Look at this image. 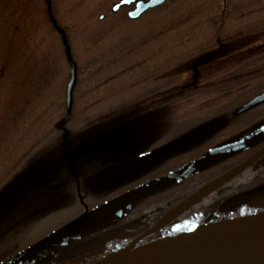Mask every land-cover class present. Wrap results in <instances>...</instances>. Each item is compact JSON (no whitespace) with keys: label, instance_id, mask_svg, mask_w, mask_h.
<instances>
[{"label":"rangeland","instance_id":"rangeland-1","mask_svg":"<svg viewBox=\"0 0 264 264\" xmlns=\"http://www.w3.org/2000/svg\"><path fill=\"white\" fill-rule=\"evenodd\" d=\"M47 1L52 16L56 15L59 25L67 31L77 63L76 101L69 122L82 121L88 116L84 113H89V117L96 116L93 120L99 124L103 122L101 116L110 114V120L103 123L104 127L97 125L95 132L92 121L67 126L69 135L75 137L70 140L72 145L66 144L67 163L73 161L74 155L87 160L93 153L106 154L104 147L130 141L143 148L171 141L170 145L161 147L157 157L150 159L153 164L181 150L195 146L197 149L195 144L219 127L218 120L214 119L217 114H229L250 95L264 91V0H229L231 4L250 2L256 7L251 5L241 16L235 13L224 18L221 9L228 0H165L136 20L126 17L133 6L122 7L115 13L110 11L118 0ZM45 5V0H0V264H34L41 258L43 264L47 259H50L47 264H76L78 252L93 243H85L75 235L56 256L41 249L46 245L43 240L49 231L72 221L73 218L67 219L82 210L72 193L73 189L75 194V189L71 188L73 182L69 176L64 175L61 182L49 189L46 199L45 188H40L45 166L47 177L52 173L57 177V172L66 167L65 162L58 161L62 148L58 143L59 133L52 126L47 129L48 148L42 147L39 116H34V110L40 105L41 82L47 78L50 94L47 95L56 101L62 98L69 77L58 38L48 24H38V12L46 16ZM213 5L219 9L212 10ZM100 14L103 18L98 20ZM84 22L89 34L78 35L77 30ZM219 25H223L222 32L213 36ZM200 56L209 61L197 68V80L185 93L181 88L190 85L191 67ZM114 66L109 71L112 73L107 72ZM165 75H171L177 83L175 89L162 93L159 79ZM96 77L100 80L98 86L89 85ZM246 79L250 80L243 89L240 83ZM216 81L224 83L228 93L219 99L221 106L212 108L209 105L212 97L205 95L210 90L219 93L212 89ZM155 90L157 95L153 94ZM191 91L196 95L179 99ZM148 92L151 94L144 97ZM97 95L103 99L91 107ZM88 96L92 100L85 111ZM124 99L125 103L119 104ZM254 123L264 125V106L240 116L225 134L246 133L248 130L244 128ZM85 163L77 164L82 175L90 172ZM118 169H102L85 182L94 191L107 189L104 183L103 187L97 184L98 180L121 175ZM260 175H264L261 163L248 168L228 185L247 184ZM51 179L55 180L50 176ZM39 188L43 192L34 195L32 191ZM80 194L90 204L93 202L86 193L80 191ZM110 202L91 217L102 216L110 209ZM75 207L76 211H72ZM45 210L47 213L41 212ZM155 212H146L144 220L151 219ZM114 236L107 238L114 240ZM66 249L69 250L64 253Z\"/></svg>","mask_w":264,"mask_h":264},{"label":"flooded vegetation","instance_id":"flooded-vegetation-1","mask_svg":"<svg viewBox=\"0 0 264 264\" xmlns=\"http://www.w3.org/2000/svg\"><path fill=\"white\" fill-rule=\"evenodd\" d=\"M154 81L155 80H153V82ZM46 82L47 78L45 77L42 79L41 82L42 89L40 93V105L38 108L36 107V110H34V115L37 114L39 116L42 147L45 150H47L48 148L47 129L50 126H52L53 129H61L63 121L60 117V113L65 108V99L64 96H62V92V98H58V100L56 99V101L58 102L56 103L55 100H52L49 97V88L47 87ZM157 93L158 91L156 90L153 92L154 95H157ZM149 94L151 93L148 92L145 95ZM97 97H101V95H97ZM97 97H93L94 101L92 102L91 107L94 106L98 101L102 100V98L95 100V98ZM73 100L74 109L76 98H74ZM51 109H53L51 113L52 115L49 113ZM108 111L109 110L105 112ZM54 113H57V115L55 116ZM94 118L95 117H93L92 120ZM100 118H103V122L95 124L94 126L99 125L104 127L103 123L110 120V114L108 117L104 115ZM78 122L75 119H73L72 122L67 121V123H71V127H73L74 125L78 126ZM34 123H36V121H34ZM96 127L94 128V132ZM65 136L66 141L75 138L71 137L69 135V132H67ZM200 143L202 142H199L196 145ZM118 144L121 143H117L108 148L104 147V150L107 152L106 154L93 153L92 157L87 159L88 161H90V172L88 171L86 176L85 174H83L82 176V174H80V172L78 171L80 170L79 166H77L79 157H77L76 155L73 156L75 160L73 159L74 161L71 164L72 167L74 166L77 168L76 174L74 173V171L71 170L69 164L66 163V167L70 170V177L75 184L74 188H83L84 191L87 193H90L94 190L91 189L93 187H90L86 184L85 180L92 179L103 169L99 168L102 163H98V161L101 160L104 163L108 162V164H111L108 167H104L105 169L109 167H118V170L121 171V175H109L107 177L102 178L101 180H98L97 184H100V186L103 187L104 183L105 187L107 188L104 190H107L109 193L107 194V196L101 197L99 195L93 194L94 192H91L93 202L91 204L88 200H86L87 202L85 203L83 202L82 212L72 220V223L66 227V230L63 233V243H68V240L72 235H79L76 239H83L85 240V243L89 241H93V243H96L94 247H89L92 246L93 243L87 244L78 252V257L82 259H80L77 264H84V262H87L92 258L106 256L125 247L132 239L148 231L156 220H158L161 216H163L166 212L172 210L173 208L175 209L168 217L169 219H167V221L163 223L161 227H159V229H157L154 233L147 235V237H144L141 241H139L136 246L149 242L151 240L175 235L178 232L184 231L186 228L199 226L201 224L209 222L216 223L224 220V218L233 217L241 212L246 211L247 209H255L257 206L263 208L262 206L264 204V183H261L264 182L263 175L259 176L260 179L252 178V180L249 181L247 184H250L251 182L257 179L260 180L258 181L260 183L258 185H252L245 190L240 191L239 188L245 186L246 184H237L233 187L226 184L223 187L216 189L210 195L200 197L199 195H195V193L202 189V187L208 182L206 174L207 171L204 170L202 172L196 173L193 176L183 179L182 181H179L178 183L170 186L164 191L153 194L145 199H142L129 205L125 209L119 211L116 216H109L110 212L106 211L102 216L99 215V217H96L94 219L93 217H91L92 213H96L98 212V210L102 209V204L105 203L101 200H108L107 197H109L112 192L119 191L125 193L127 191H133L135 190V188H140L144 185V176L148 175L152 171H157L159 169L158 161L153 164L150 163V160H140V158L144 154L153 150H159L158 145L154 144L153 146L143 148V146H140L138 143H133V141L123 142L121 145ZM263 146L264 143L253 147L249 150V154L246 157L250 156L252 153L256 152ZM63 156L64 155H62L61 157ZM102 156L106 157L102 158ZM62 159L63 158H61V160ZM260 163L264 164V155L260 159H258L252 165V167L257 166ZM46 170L47 167L45 166L43 172L44 174L41 176V188H48L49 180L47 177ZM221 173L222 172H220L219 174ZM57 174L58 175L56 176L59 180L56 179V181L58 183L59 181H62V178L66 174L63 173L62 170H59ZM125 174H127V176H125ZM94 182H96L95 179ZM229 188L232 189L229 190ZM104 190L97 189L95 191L101 192ZM43 194L44 199H46V189ZM208 199V202L210 204L208 202L206 203ZM150 210H155L156 212L154 213V216L151 219L145 221L144 214ZM73 226H75L76 229L73 228ZM110 235H115L113 237L114 240H109L112 237L107 238V236ZM105 239L107 242L103 241ZM45 240L46 245L52 247L49 249L51 255L59 254V252L67 246L66 244L62 247H58L56 245V247L53 245L51 240H48L47 237ZM116 242L118 243L117 245ZM68 250L69 249L63 251L64 253H66V251Z\"/></svg>","mask_w":264,"mask_h":264},{"label":"water","instance_id":"water-1","mask_svg":"<svg viewBox=\"0 0 264 264\" xmlns=\"http://www.w3.org/2000/svg\"><path fill=\"white\" fill-rule=\"evenodd\" d=\"M164 1L118 0L111 6V11L115 12L121 7L134 4L133 10L126 13L128 19L134 20L146 10L157 7ZM98 18L101 19L102 15ZM57 33L61 38L66 60L70 66V79L65 93V109L66 114L69 115L72 103V90L76 80V67L70 58L64 32L57 28ZM202 62L203 58H198L192 65L193 78L196 77L197 67ZM262 103H264V92L253 96L247 102L234 108L231 111V115L238 116ZM262 142H264V127L201 155L176 170L144 185L114 205L111 214L116 215L128 205L224 158ZM156 154L157 152L155 151L149 152L143 155L140 160L149 159ZM263 154L264 146L211 181L203 189L201 195H205L228 182ZM171 212L172 210L162 216L148 231L137 236L124 248L100 259L94 264H264V214L208 225L155 240L142 246H135L142 237L155 231Z\"/></svg>","mask_w":264,"mask_h":264},{"label":"trees","instance_id":"trees-1","mask_svg":"<svg viewBox=\"0 0 264 264\" xmlns=\"http://www.w3.org/2000/svg\"><path fill=\"white\" fill-rule=\"evenodd\" d=\"M258 2V1H257ZM254 6V7H256V4H252V3H248V2H240V3H238V4H231V1H226L225 2V4H224V8H222L221 9V15H224V16H222L223 18L224 17H228V16H230V15H234L235 13H237V15L239 14L240 16L241 15H243V14H245V13H247V11L250 9V6ZM219 9V7L217 6V5H213V7H212V10H218ZM220 15V16H221ZM217 18V17H216ZM215 21V20H214ZM213 21V23L212 24H215V22ZM44 23H46V25L48 24V21H47V18H46V16H45V18L44 17H42V16H40V12H38V24L39 25H41V24H44ZM49 25V24H48ZM224 25V24H223ZM223 25H219L218 26V28H217V30L215 29V31L213 32V36H216L217 35V33L219 32V33H221L222 31V27H223ZM50 26V25H49ZM48 26V27H49ZM208 27L210 28V27H212V25H208ZM51 29V28H50ZM52 30V29H51ZM87 31H88V26L86 25V23L84 22L82 25H80L79 26V28H78V30H77V34L78 35H84V34H86L87 33ZM53 32V31H52ZM89 33H87V35H88ZM87 37V36H86ZM86 37H83V38H86ZM101 60H103L104 59V57L101 55V58H100ZM100 60V61H101ZM94 62H96V63H98V61H94ZM88 63V62H87ZM127 63V62H126ZM116 66H114V67H111V68H109L108 69V71L107 72H109L111 69L113 70L114 68H115ZM109 73H112V72H109ZM106 77H108V76H110V74H106L105 75ZM250 79H246V80H244L243 82H241L240 83V86H243V89L245 88V82L246 81H249ZM100 80L96 77V78H93V79H91V81L89 82V85H91V86H98V84L100 83L99 82ZM177 83V79H175V78H173V77H171V75H169V76H167V75H165V76H161L160 77V79H159V91H162V93H164V92H168V91H170V90H173V89H175L174 87H175V84ZM145 84H147L146 82H145ZM144 84V85H145ZM212 84H216L215 85V87L217 86V88H212V89H215V90H218V94H214L216 91H213V90H210V91H207L206 92V95H205V97L206 98H211L212 97V99H213V101H211V102H209V105H213L212 106V108L213 107H216L217 105L218 106H221L220 105V103H222V102H220L219 101V99H223V98H225L226 97V94L228 93L227 92V89H228V87L227 86H225V85H223L224 83H221V84H219L217 81L215 82V83H212ZM88 85V86H89ZM141 85V84H140ZM87 86V87H88ZM95 87L94 88H92L94 91H95ZM181 88V87H180ZM181 89H183V88H181ZM166 90V91H165ZM220 90V91H219ZM189 91V90H188ZM187 91V89H185L184 90V92L185 93H187L188 92ZM194 95H196V92L195 91H191V92H189V94H187L186 95V97H185V94L184 95H182V97H179V99H183V98H185V99H188V97H190V96H194ZM250 96H252V95H250ZM249 96V97H250ZM101 97H97V98H95V100H97V99H100ZM94 99V98H93ZM128 98H126V100H127ZM178 99V98H177ZM86 100H88V102L86 101ZM86 100H85V104H86V106L85 107H83V108H86V110L85 111H87V105H88V103L92 100V96H88L87 98H86ZM125 99L124 100H122L119 104H124L125 103V101H126ZM94 101V100H93ZM93 101H91V102H93ZM135 101H136V99H135ZM175 102H176V100H175ZM258 108H260V107H256L255 109H252V110H250V111H248L247 112V114H249V113H251V112H253L254 110H257ZM50 114L52 113V110L49 112ZM63 114V112L61 111V113H60V116ZM85 115H88V116H86L84 119H82V121H79L78 122V124H80L81 122H82V124H84V123H86V122H88L91 118H93V117H89V113H84ZM84 114H82V115H84ZM52 115V114H51ZM54 115L56 116L57 115V113H54ZM64 115V114H63ZM218 115V116H217ZM217 115H213V116H217L216 118H214V119H217L218 121H217V125L219 126L216 130H215V132H213V134L212 135H210L209 137H207V138H205L203 141H202V143H203V146L202 147H200L199 146V144H198V146H197V149H194L195 147H193L192 149H185V150H183V151H181V152H178V153H176V154H172L171 156H169L168 158H166L164 161H163V163L160 165V167H159V169L157 170V171H153V172H150V174H148L147 176H145L144 177V182H146V181H150V180H153V179H155V178H157V177H159V176H161V175H163V174H165V173H167V172H169V171H171V170H173V169H175V168H177L178 166H180L181 164H183V163H185V162H187V161H189V160H191L192 158H194L195 156H198V155H200V154H202V153H204V152H207V151H210V150H212V149H214V148H216V147H218V146H220L221 144H223V143H225V142H227V141H231V140H234V139H236V138H238V136H236V135H238V134H240V136H242V135H244V134H247L248 132H251V131H254L255 129H257V128H259L260 126H262V125H259V126H256L257 125V123H254L253 125H251V126H249V127H245L244 129H247L248 130V132H246V133H244L243 131L242 132H240V133H227V134H225V131L226 130H230V129H228V128H230L231 126H233L234 125V123L236 122V120L237 119H239L240 118V116L239 117H236V118H234V117H231L230 116V114H223V115H221V114H217ZM96 117V116H95ZM205 123V122H204ZM201 123H199V124H197V126L198 125H200ZM69 125V128H71V125L70 124H68ZM66 127H67V125H66ZM195 127V126H194ZM193 127V128H194ZM67 129H68V127H67ZM55 130V132H57V133H59L60 134V137H62V135H63V132H64V130L62 129V131H60V130H57V129H54ZM50 132H52V129H50ZM53 133V132H52ZM51 133V134H52ZM201 143V144H202ZM164 144H166V145H170L171 144V141L170 142H168V143H158L157 145L159 146V148H161ZM249 152L248 151H244V152H240V153H238V154H235V155H233V156H231V157H229V158H227L226 160H223L222 162H220V163H218V164H216V165H214V166H212V167H209V168H207L206 169V171H207V181L209 182V181H211L213 178H215L220 172H223V171H225L226 169H228V168H230L232 165H234L235 163H237V162H239L240 160H242L243 158H245L246 156H247V154H248ZM215 168H216V170H215ZM214 170V171H213ZM258 181H260V180H255V181H253V182H251L250 184H247V185H245V186H242L241 188H239V190L240 191H242V190H245V189H247L248 187H250V186H252V185H258L260 182H258ZM81 189H83V188H81ZM87 193V192H86ZM88 195L89 196H91V193H88ZM92 197V196H91ZM147 200V199H146ZM263 208H264V204H263V206H262ZM74 217H76V216H74ZM70 219H72V217H70L69 219H67V220H70ZM65 224H66V221L64 222ZM61 224L59 227H57L56 229H54V230H52V231H49L48 232V237L49 238H51V237H53V236H51V235H54V234H56V235H54V236H57L58 235V233L60 234V235H62V228H64V225L65 224ZM64 237H62L61 239H63ZM38 240V239H37ZM36 240V241H37ZM47 261H50V259H48Z\"/></svg>","mask_w":264,"mask_h":264},{"label":"bare ground","instance_id":"bare-ground-1","mask_svg":"<svg viewBox=\"0 0 264 264\" xmlns=\"http://www.w3.org/2000/svg\"><path fill=\"white\" fill-rule=\"evenodd\" d=\"M195 157L197 158V157H199V156H195ZM227 158H228V157H227ZM227 158H224V159H222L221 161H218V162H216V163L210 165L209 167H212V166H214V165H216V164L222 162L223 160H226ZM238 163H239V162L235 163V164L232 165L230 168H232L233 166L237 165ZM230 168L226 169V170L223 171L221 174H223L224 172H226V171L229 170ZM263 176H264V175H263ZM254 178H259V176H255ZM259 179H260V178H259ZM106 203H107V202L103 203V204H102V207L107 206V205H104V204H106ZM109 205H111V206H110V209H108V211L111 212V211H112V208H113V206H114L115 204H113V203L110 202ZM72 211H76V207L73 208ZM81 212H82V210H79V212L76 213V214L79 215ZM118 213H119V212H118ZM118 213H117V214H118ZM117 214H116V215H117Z\"/></svg>","mask_w":264,"mask_h":264}]
</instances>
